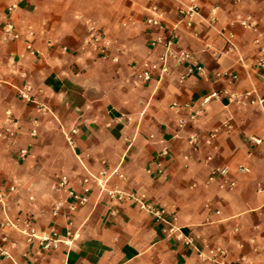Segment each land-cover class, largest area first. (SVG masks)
<instances>
[{
  "label": "crops",
  "instance_id": "crops-1",
  "mask_svg": "<svg viewBox=\"0 0 264 264\" xmlns=\"http://www.w3.org/2000/svg\"><path fill=\"white\" fill-rule=\"evenodd\" d=\"M187 4L158 1L164 26L175 28V50L191 55L202 75L179 83L188 64L171 62L168 76L144 83L141 64L162 52L150 47L159 31L145 23L149 0H0V235L10 255L0 264H212L219 249L224 263L264 264V104L238 109L226 101L230 92L264 87L255 69L264 0H198L190 28L179 15ZM7 25L18 38L5 33ZM223 72L237 79L218 78ZM23 85L30 101L18 95ZM199 110L177 128L179 118ZM72 129L70 148L65 134ZM191 135L197 152L186 144ZM221 168L233 188L219 176L210 180ZM102 172L107 186L165 209L190 242L168 236L164 224L128 201L109 200L92 179L87 202L69 210V193H81L83 178ZM62 176L68 185L58 190ZM25 217L38 236H60L57 247L44 251L7 224Z\"/></svg>",
  "mask_w": 264,
  "mask_h": 264
},
{
  "label": "built area",
  "instance_id": "built-area-1",
  "mask_svg": "<svg viewBox=\"0 0 264 264\" xmlns=\"http://www.w3.org/2000/svg\"><path fill=\"white\" fill-rule=\"evenodd\" d=\"M150 6L148 7V16L145 19L146 25L153 27L159 31V34L153 38L150 42V47L152 49L161 48L162 52L157 54L153 60H147L143 62L139 68V78L142 82L146 83L151 80H161L165 78L170 73V63L174 62L175 64H184L187 63L188 67L184 74L179 77L178 82L182 83L185 81L186 78L196 73L197 75L201 76L203 73L202 68L197 66V64L192 59L191 55L186 52H178L175 50V28H167L164 26L162 13L158 6L159 0H149ZM199 12V5L198 0H188V4L185 6L184 9L179 10V15L181 20L185 21V27L190 28L192 26V19L194 16L198 15ZM240 24L245 29H253L254 26L247 22L246 20H241ZM5 33L12 35L14 38H18V35L15 34L14 28L12 25H7L5 27ZM100 37L98 35H91V42L94 44L98 43ZM230 47H233L232 44L228 41ZM255 44L258 45L257 48V57L255 60V69L259 72L263 73L264 79V43L261 44L259 40L255 41ZM30 50V46L27 47ZM218 78H226V80L235 81L237 76L235 74H231L228 72H223L217 75ZM30 88L27 85H23L18 90V95L25 101H30V97L28 95ZM212 97L219 98L220 94L214 93ZM209 98L205 99L201 106H203ZM226 101L228 104L233 105L234 107L240 109L245 107H252V106H262L264 104V87L259 91H250V92H230L226 96ZM186 106H180L178 103H172L171 108L174 110H184ZM201 111H195L189 113L187 117L179 118L177 120V128L179 130L185 128L187 125L192 123L198 114ZM5 121L6 123L13 125L14 120L11 117V113L9 111L5 112ZM223 128L230 129L228 125H224ZM8 136H12L14 132L6 131ZM76 134V130L72 129L67 134H65V141L70 148L74 147L73 136ZM218 136V131L214 130L210 132L204 140V144L207 147H211L215 142ZM255 145L260 143L257 139L251 140ZM186 144L192 150V152L198 151V138L196 135H191L186 139ZM22 155L25 154L24 151L21 152ZM168 151L163 150L161 151L159 158L165 159L168 157ZM206 161H210V156L205 158ZM245 168H238V172H246ZM156 174L159 177H163L165 174V168L161 163L157 164ZM228 174L227 168L221 169H214L211 171L210 180H213L216 176L222 178L223 183H226L228 188H233L235 186L234 182L227 181L226 177ZM101 178L93 177L88 175L83 178V188L81 193H73L70 192L69 196L74 200V204L69 206V210H75L78 206H83L87 202V198L91 188L88 186L89 181L92 179L95 181L97 188L99 191L105 195L109 200H115L118 202L128 201L133 207L137 208L138 210L145 212L149 216H151L154 221L164 224L165 225V233L168 236L173 235L174 239L177 241H181L184 243H189L190 240L183 237L182 234L178 233L179 230L174 220L168 221L166 219V211L163 208H156L150 202L146 200L145 195L133 193V192H126L118 188L116 184H112L107 186L108 178L105 177V173L102 172L99 174ZM119 179H123L122 175H117ZM68 185V179L65 176H62L58 179L57 182V189L61 190L64 189ZM258 191H264V184H262ZM0 204H2V196L0 195ZM61 208V204H57L53 208V215H56ZM7 224L22 234L27 242H31L32 240H37L39 246L44 251H51L57 247V244L61 242L60 236L53 234V236H38L35 228L33 226L32 220L28 217L25 218H17L14 221H7ZM9 244V240L5 235H0V257L2 258H10L7 246ZM224 251L217 250L216 254L211 258L212 264H234V263H224Z\"/></svg>",
  "mask_w": 264,
  "mask_h": 264
}]
</instances>
